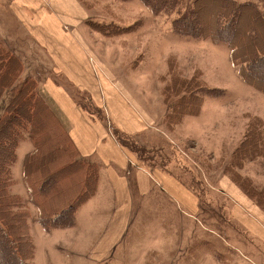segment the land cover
Segmentation results:
<instances>
[{
  "label": "rangeland",
  "instance_id": "rangeland-1",
  "mask_svg": "<svg viewBox=\"0 0 264 264\" xmlns=\"http://www.w3.org/2000/svg\"><path fill=\"white\" fill-rule=\"evenodd\" d=\"M9 1L0 0L1 49L18 54L25 64L32 65L37 59L45 78H52L65 88L87 118L103 122L109 130L117 127L113 121L109 125L107 110L120 98L108 90L105 78L111 79L117 92L121 90L153 120L154 132L134 136L141 148L153 147L145 152L142 162L136 158L139 165L126 169L134 212L125 235L107 257L126 249L127 256L122 258L124 264L138 261L145 264L154 258L153 264H264V239L250 232L237 218V211L248 207L264 215L241 186H253L256 192L264 186V153L244 161L240 168L224 171L233 151L250 131L249 121L257 117L264 125V93L241 81L238 68L228 59L227 44H213L208 38L199 40L192 34L195 28L186 25L182 17L189 14L195 0L163 1L158 6L165 5V12L157 14L136 0H81L89 18L85 26L76 31L81 32L84 39L76 40L68 50L74 64L82 60L90 65L85 73L88 83L81 85L70 84L64 72L53 69L50 51L46 46L42 51L20 28ZM233 1L252 3L264 13V0ZM195 7L204 28L214 26L217 14L226 15L227 7L233 9L216 0H196ZM243 13L245 17H241L240 26L247 30L254 28L262 36L264 25L253 19L250 9H244ZM178 18L180 21L172 26ZM182 26V30L175 31ZM243 40L249 42L246 38ZM260 48H264V43ZM260 72L264 73V64ZM174 73L182 78L198 73L208 89L200 93L203 103L197 115L183 116L180 122L170 125L164 122L165 115L171 111L175 97L164 89L170 86ZM35 118H38L37 127L46 125L44 130L38 128V132L56 133L54 136L60 137L45 111H37ZM62 124L66 126L65 121ZM148 143L151 145L145 146ZM2 153L0 148V158ZM147 156L153 157L157 164L153 165ZM156 167L179 178L198 194L196 216L187 218L184 205L151 181ZM137 170L146 173L149 183L151 181L143 193L140 189V193L137 191ZM74 171L76 167L62 170L57 164L41 169L42 185L36 189L39 192L36 200L54 204L59 191L70 183L79 185L80 175L77 173L75 181L76 175H70ZM98 203L102 207H96L95 213L102 215L106 202ZM32 226L35 234L33 264H85L80 260L85 254L84 246L90 245L88 239L74 238L78 246L71 248L68 241L45 235L35 223ZM11 232L16 237L20 234L13 229ZM166 243H171L173 248L165 250ZM30 246V242H24L23 254L30 251ZM108 258L105 261H110Z\"/></svg>",
  "mask_w": 264,
  "mask_h": 264
},
{
  "label": "crops",
  "instance_id": "crops-1",
  "mask_svg": "<svg viewBox=\"0 0 264 264\" xmlns=\"http://www.w3.org/2000/svg\"><path fill=\"white\" fill-rule=\"evenodd\" d=\"M9 8L15 14V20L20 28L26 31L36 45L42 51L45 50L44 46L50 51L51 55L48 56L56 72H64L70 84L72 82L79 83V85L88 83L85 73L90 69V65L82 60L74 64L68 52L69 47L75 44L76 40L80 42L84 39L82 33L77 31L79 27L85 26L89 15L81 0H10ZM4 23L5 26L6 22ZM2 55L0 53V56ZM14 56L16 59L10 60V65L6 68L0 66V115L3 107L16 98L20 92H22L21 95L27 97L31 93L34 94L35 111H45L59 130L58 148L63 150L62 154L60 153L61 157L59 155V167H76V172L70 173L71 176L76 175L74 181L77 179V173L80 175L79 185L70 183L61 190L60 196L56 197L55 202L60 201L56 210L65 207L84 191L88 165L95 164L98 167V173L93 193L74 210L71 224L52 226L50 222H46V217L50 215L53 217L54 214L49 210L46 211V205L36 200L39 194L36 189L42 185L39 179L41 168L38 166L34 168L32 161L46 155V147L42 145L48 134L43 131L35 136L34 139L39 142L41 148L27 162V172L24 173L25 157L35 150L33 142L29 139L27 125L21 130L15 148V159L0 172V198L4 199L3 202L5 201L3 212H1L3 215L0 213V216L2 215L1 217L7 220V223L16 221L15 227H11V230L20 232L31 243L30 255L27 259L32 264L35 258V234L32 228L34 223L35 227L45 235L60 238V241H68L71 248L78 246L74 238L88 239L90 245L84 246L85 254L80 260L85 264H124L122 258L127 256L126 249L125 251L120 249L119 253L109 258L107 255L116 248L117 242L125 235L128 220L134 212V199L126 169L136 166L137 159L116 141L107 125L105 127L103 122L87 118L65 88H61L52 78H45L44 70L39 67L37 59L29 65L25 64L18 54ZM29 79L35 82L32 90H29L26 84ZM105 83L108 90L120 98H117L118 102L114 101L107 110L109 125L113 121L119 130L131 135L132 138L144 132H154L153 120L121 90L117 92V88L111 85V79L105 78ZM62 121L66 122V126L62 124ZM45 127L46 125L43 128ZM43 128L41 130H44ZM134 140L138 141L136 138ZM62 161H67L68 165H62L64 163ZM153 169L151 174L153 180L151 181L164 188L168 194L184 205L187 218L196 216L194 211L198 209V199L194 192L172 174L163 172L158 167ZM137 172L139 173L138 178L135 174L137 191L139 192L140 189L143 193L151 181L149 183L146 173L140 170ZM100 201L106 202V205H103L106 207L105 213L97 215L96 207H102L98 203ZM241 209L237 211L239 221L250 232L264 239V215L249 207ZM97 213L100 212L97 211ZM0 226H2L1 220ZM66 235L68 236L65 237ZM170 245L171 243H166L163 248L172 249ZM201 251L204 249L202 248ZM106 258L110 261H105ZM129 261L131 263V260ZM153 262H156L155 258L149 259L148 262L145 261V264H153ZM138 263L139 261L136 262Z\"/></svg>",
  "mask_w": 264,
  "mask_h": 264
},
{
  "label": "trees",
  "instance_id": "trees-1",
  "mask_svg": "<svg viewBox=\"0 0 264 264\" xmlns=\"http://www.w3.org/2000/svg\"><path fill=\"white\" fill-rule=\"evenodd\" d=\"M131 1V0H124ZM141 3L146 4L150 7L151 11L155 14L159 12H165L162 6L163 1L166 0H138ZM196 1V0H195ZM195 1L190 6L188 15H184L182 19H185V24L190 25L195 28V32L192 33L199 40L208 38L213 44H227L229 49V61L233 67H237L238 76L245 84L253 87L261 93H264V73L260 72V67L264 64V48L261 49L260 45L264 43V34L262 36L258 35L254 28L247 30L244 26H240V20L245 17L243 13L244 9H250L253 12V19L259 21L264 25V13L261 12L254 4L247 2L237 3L233 0H216L221 2L225 7L231 5L233 9L227 7V14L218 13L217 20L214 26L209 28H204L203 21H200L195 7ZM162 7V8H161ZM180 17V18H181ZM242 17V18H241ZM180 18L174 20V26L177 22L180 21ZM195 21L197 24H194ZM206 26V25H205ZM175 31L177 32L178 30ZM184 36H187L186 31H180ZM241 38V39H240ZM246 38L247 42H244L243 39ZM243 40V41H242ZM0 46V53L3 55L0 56V66L5 68L10 65V60H15V56L7 51L6 49ZM251 48V49H250ZM251 51H250V50ZM200 75L195 73L192 74L189 78L179 77L178 74L174 73L170 80V86L165 88L168 95L175 97V102L171 105V111L165 116V123L170 125L180 122V119L183 116H193L197 115L200 111V107L203 103V93L206 91L207 86L203 84ZM29 90H32L33 85L35 84L34 80L29 79L26 83ZM167 86V85H166ZM207 92V91H206ZM22 92L16 96L8 105L3 107L2 113L0 115V148L2 149V154L0 158V172L5 169L6 165L15 159V148L17 142L20 138L21 130L25 129L28 125V135L29 139L33 142L34 152L28 154L24 160V173L27 172L26 165L31 157L35 156L37 151H39V142L34 138L37 136L38 128L41 130L45 124H40L37 127V118L35 120V102L34 94H30L29 97L21 95ZM24 103V106H23ZM167 103V102H166ZM42 114V113H41ZM40 114V115H41ZM41 120V119H40ZM250 122L249 132L244 139L241 141L237 148L233 151L231 155V160L228 166L225 167L224 171H228L229 168H240L242 163L247 160H252L255 157L262 156L264 153V125L259 118L254 117ZM44 129V128H43ZM112 136L116 141L124 147L126 150L134 154L135 158L142 162L145 152L150 150V148L143 147L138 145V142L132 138L131 135L126 134L125 132L117 129H110ZM43 140V146H45L46 155L39 159L35 158L32 163L33 167H39L41 169H47L51 166L59 165V155L63 150L58 148L59 138L54 136L53 133H48ZM63 146V144H62ZM142 151V155L140 152ZM61 153V154H60ZM149 157L153 165L157 164L156 161H153V157ZM62 165L67 164V161ZM68 165V164H67ZM69 166H64L63 169H67ZM98 167L95 164L88 165L87 175L85 177L84 191L79 193L70 203L65 207H62L56 210L59 202L46 203L47 209L53 212L54 216L50 215L46 217V222H51L52 226H63L72 223L73 212L74 210L86 199L90 194L93 193L95 189V183L98 173ZM40 171V170H39ZM73 184V183H72ZM244 191L252 198L256 206L264 211V186L256 192L253 186L244 187ZM194 189V187H193ZM195 190V189H194ZM193 190V191H194ZM197 191V190H196ZM61 191L55 196L59 197ZM197 197L198 194L196 193ZM4 199L0 198V213L4 209ZM61 204V203H60ZM3 215V213H1ZM1 215V216H2ZM0 216L2 226H0V264H32L28 261V256L30 251L26 254H23L22 246L24 242H29L28 239L21 234L16 237L12 235L11 227H15L16 221L12 223H7V220ZM45 219V220H46ZM17 232V231H16ZM18 233V232H17ZM24 239V241H23ZM31 248V247H30ZM109 264V263H103Z\"/></svg>",
  "mask_w": 264,
  "mask_h": 264
}]
</instances>
